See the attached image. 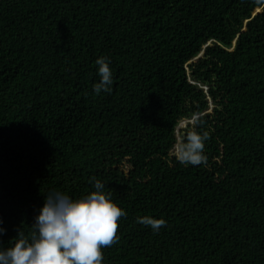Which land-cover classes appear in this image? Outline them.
<instances>
[{
  "label": "trees",
  "instance_id": "1",
  "mask_svg": "<svg viewBox=\"0 0 264 264\" xmlns=\"http://www.w3.org/2000/svg\"><path fill=\"white\" fill-rule=\"evenodd\" d=\"M95 180L126 212L103 264H264V0H0V246Z\"/></svg>",
  "mask_w": 264,
  "mask_h": 264
},
{
  "label": "clouds",
  "instance_id": "2",
  "mask_svg": "<svg viewBox=\"0 0 264 264\" xmlns=\"http://www.w3.org/2000/svg\"><path fill=\"white\" fill-rule=\"evenodd\" d=\"M95 63L101 80L94 85V93L110 92L113 74L108 58L99 57ZM190 119L174 146V156L185 166H199L207 161L204 149L210 136L198 131L203 122L200 114ZM104 187L95 180V190L80 198L50 191L31 229L27 233L18 229L10 247L0 246V264H103V249L118 243L119 220L126 215ZM137 222L154 232L166 224L163 218L151 216L138 217ZM4 231L0 226V237Z\"/></svg>",
  "mask_w": 264,
  "mask_h": 264
},
{
  "label": "rangeland",
  "instance_id": "3",
  "mask_svg": "<svg viewBox=\"0 0 264 264\" xmlns=\"http://www.w3.org/2000/svg\"><path fill=\"white\" fill-rule=\"evenodd\" d=\"M190 122V120H185L183 123H182V127H186L187 124Z\"/></svg>",
  "mask_w": 264,
  "mask_h": 264
}]
</instances>
